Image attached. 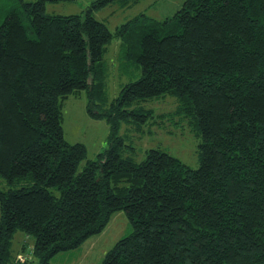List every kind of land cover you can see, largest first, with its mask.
I'll return each instance as SVG.
<instances>
[{
  "label": "trees",
  "instance_id": "1",
  "mask_svg": "<svg viewBox=\"0 0 264 264\" xmlns=\"http://www.w3.org/2000/svg\"><path fill=\"white\" fill-rule=\"evenodd\" d=\"M0 1V264H13L18 230L31 264H51L118 210L134 229L100 264H264V0H184L114 32L93 9L140 0H94L84 15ZM114 37L120 66L141 75L110 99ZM83 95L110 127L94 158L62 124V101ZM168 95L201 133L197 168L161 148L139 161L120 134L155 123L145 102Z\"/></svg>",
  "mask_w": 264,
  "mask_h": 264
},
{
  "label": "rangeland",
  "instance_id": "2",
  "mask_svg": "<svg viewBox=\"0 0 264 264\" xmlns=\"http://www.w3.org/2000/svg\"><path fill=\"white\" fill-rule=\"evenodd\" d=\"M93 1H51L47 3V10L56 14L84 15ZM183 2L184 0H140L127 7L111 3L104 7L93 9V13L114 32L119 25L141 13L160 20L170 17L181 8ZM120 42L119 38L114 37L108 45L106 53V59L109 64L106 95L110 99H114L120 93L124 84L138 79L141 75L140 70L137 71L132 64H121L120 66V63L124 61L119 59ZM87 105L88 98L86 95L79 97L69 96L64 99L61 106L63 113L62 124L68 141L82 142L87 147L88 156L94 158L108 146L110 127L105 119L91 116ZM145 106L155 111V123L149 122L143 125L141 130H135L132 125L123 124L120 131V134L125 136L127 142L132 143L135 147V152L132 151L130 154L140 161L145 158L146 150L161 148L178 156L191 167H199V144L202 141V136L196 128L189 124V119L185 117L182 119V117L178 116L179 114L175 113L177 107L176 98L168 95L152 99L145 102ZM133 229V224L126 211L118 210L112 215L102 231L89 236L77 248L57 253L51 258V264H100L115 243L120 238L130 234ZM23 234L21 230L16 232L14 245L18 241L19 236ZM20 243L21 240L15 246V252H17L15 257L27 247V245L23 247Z\"/></svg>",
  "mask_w": 264,
  "mask_h": 264
},
{
  "label": "built area",
  "instance_id": "3",
  "mask_svg": "<svg viewBox=\"0 0 264 264\" xmlns=\"http://www.w3.org/2000/svg\"><path fill=\"white\" fill-rule=\"evenodd\" d=\"M34 260V247L32 244L27 245L24 250L19 253L13 262V264H31Z\"/></svg>",
  "mask_w": 264,
  "mask_h": 264
},
{
  "label": "crops",
  "instance_id": "4",
  "mask_svg": "<svg viewBox=\"0 0 264 264\" xmlns=\"http://www.w3.org/2000/svg\"><path fill=\"white\" fill-rule=\"evenodd\" d=\"M0 209H1V208H0ZM0 213H1V212H0ZM0 219H1V215H0ZM25 237H26L25 234H23L22 236H19L18 241H16L14 247H15L16 245L19 244L20 240H21V243H20V244H22V243H23V240L25 239Z\"/></svg>",
  "mask_w": 264,
  "mask_h": 264
},
{
  "label": "clouds",
  "instance_id": "5",
  "mask_svg": "<svg viewBox=\"0 0 264 264\" xmlns=\"http://www.w3.org/2000/svg\"><path fill=\"white\" fill-rule=\"evenodd\" d=\"M27 239H28V236H26L24 240H26V241H27Z\"/></svg>",
  "mask_w": 264,
  "mask_h": 264
}]
</instances>
